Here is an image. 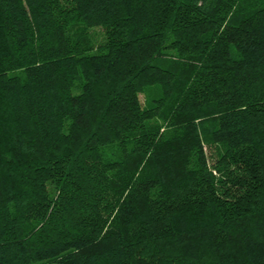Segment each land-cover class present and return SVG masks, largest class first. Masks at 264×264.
Returning <instances> with one entry per match:
<instances>
[{"label": "trees", "instance_id": "trees-1", "mask_svg": "<svg viewBox=\"0 0 264 264\" xmlns=\"http://www.w3.org/2000/svg\"><path fill=\"white\" fill-rule=\"evenodd\" d=\"M0 264H264V0H0Z\"/></svg>", "mask_w": 264, "mask_h": 264}]
</instances>
